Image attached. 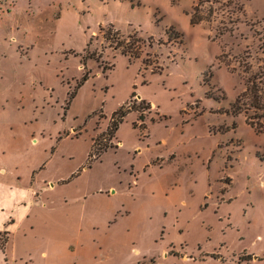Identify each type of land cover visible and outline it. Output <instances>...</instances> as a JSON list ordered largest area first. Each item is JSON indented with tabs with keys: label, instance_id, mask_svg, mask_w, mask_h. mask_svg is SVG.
<instances>
[{
	"label": "rangeland",
	"instance_id": "1",
	"mask_svg": "<svg viewBox=\"0 0 264 264\" xmlns=\"http://www.w3.org/2000/svg\"><path fill=\"white\" fill-rule=\"evenodd\" d=\"M263 70L264 0H0V123L42 185L20 262L264 264V132L232 107Z\"/></svg>",
	"mask_w": 264,
	"mask_h": 264
},
{
	"label": "crops",
	"instance_id": "2",
	"mask_svg": "<svg viewBox=\"0 0 264 264\" xmlns=\"http://www.w3.org/2000/svg\"><path fill=\"white\" fill-rule=\"evenodd\" d=\"M7 126L9 124L0 123V169L4 168V174L0 173V232L8 233L3 251L6 253L5 263L19 264L23 256L18 254V246L27 235L26 225L30 223L35 198L42 185L39 178H31L32 169L24 172L26 169L17 163L18 154L21 159L24 156L22 153L28 152V145L25 144L33 146L31 135ZM49 184L52 188L56 187L54 180H49Z\"/></svg>",
	"mask_w": 264,
	"mask_h": 264
},
{
	"label": "trees",
	"instance_id": "3",
	"mask_svg": "<svg viewBox=\"0 0 264 264\" xmlns=\"http://www.w3.org/2000/svg\"><path fill=\"white\" fill-rule=\"evenodd\" d=\"M169 37L171 38V34L169 35ZM122 52L125 54H133L132 52L124 49L122 50ZM87 76L88 75L86 74L84 76V79H86ZM248 89L250 90V92H255V93L264 92V70L255 74V76L251 80H249V82L246 83L244 91H247ZM243 105L245 106V104ZM232 107H237V114H242V113L245 114V120L246 122L248 121L247 122L248 124L256 128L259 132H264V128L258 129V123L255 124L256 120L264 118V96L262 98L259 97L258 99L255 98V101H252L249 104H247L246 107L241 108V95H239L238 99L235 101ZM124 108L125 105H122L117 111H115L112 114L111 116L112 121L107 126V129L104 132H102L101 135H99L97 138L93 140V148L88 155L89 161L96 159L99 153H102L103 151L108 149L109 146H111V145H105L104 147L96 148L97 142L102 138L112 139L116 136V132L119 129L120 124L122 123L126 115L130 113V112L126 113L124 111ZM7 241H8V233L0 232V250L4 251V247Z\"/></svg>",
	"mask_w": 264,
	"mask_h": 264
}]
</instances>
